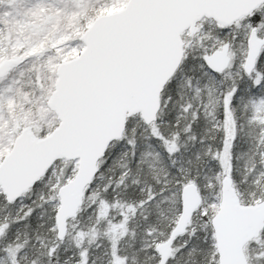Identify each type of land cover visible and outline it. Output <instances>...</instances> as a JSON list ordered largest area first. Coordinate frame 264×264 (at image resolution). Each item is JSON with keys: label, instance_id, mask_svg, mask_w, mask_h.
<instances>
[{"label": "water", "instance_id": "water-1", "mask_svg": "<svg viewBox=\"0 0 264 264\" xmlns=\"http://www.w3.org/2000/svg\"><path fill=\"white\" fill-rule=\"evenodd\" d=\"M264 0H128L115 12L94 18L79 39L84 48L56 68L54 89L46 100L60 123L44 137L25 126L0 163V188L11 203L33 187L58 159L77 160L74 177L58 188L56 236L63 240L68 220L82 205L84 190L98 171V161L109 145L122 138L127 119L140 114L145 124L157 120L160 96L183 57L181 34L193 32L201 19L224 26L249 15ZM243 63L251 74L264 35L252 27ZM229 44L203 56L212 73L227 69ZM22 59L0 64V78ZM180 213L168 237L155 246L159 264H166L176 238L182 235L201 204L194 183L180 191ZM218 264H248L244 246L264 227V200L243 204L225 175L220 180V201L211 218Z\"/></svg>", "mask_w": 264, "mask_h": 264}, {"label": "trees", "instance_id": "trees-1", "mask_svg": "<svg viewBox=\"0 0 264 264\" xmlns=\"http://www.w3.org/2000/svg\"><path fill=\"white\" fill-rule=\"evenodd\" d=\"M251 19L257 25L259 14L253 13ZM227 29L217 36L231 43L233 35L227 36ZM256 71L250 76L241 72L232 83H225L222 75L207 71L201 57L185 59L164 89L158 120L145 125L137 116L129 118L122 139L99 162L73 221L122 224L126 230L119 253L131 264H158L155 243L175 223L181 186L195 182L203 195L202 205L177 239L172 262L217 264L210 219L217 209L221 176L230 175L243 202L264 199V50ZM209 78L216 83L205 82ZM28 193L34 202L17 211L7 240H17L41 264L74 260L75 251L56 238L55 209L38 200L36 187ZM10 205L2 200L0 209ZM256 240L263 243L259 259L264 264V229ZM93 250L89 249L87 264H104L98 258L104 250Z\"/></svg>", "mask_w": 264, "mask_h": 264}, {"label": "rangeland", "instance_id": "rangeland-1", "mask_svg": "<svg viewBox=\"0 0 264 264\" xmlns=\"http://www.w3.org/2000/svg\"><path fill=\"white\" fill-rule=\"evenodd\" d=\"M126 1L0 0V63L10 58L24 60L22 65L11 68L6 76L0 79V162L24 126H31L37 136H44L42 132L46 135L58 124L56 115L45 104L54 88L57 65L62 60L76 57L82 51L84 45L79 36L94 17L115 12L121 9ZM255 13L259 14L256 26L262 35L264 5ZM251 16L252 14L236 21L227 29L226 35H233V41L230 43L231 64L222 75L225 83H232L242 72L246 38L253 26ZM222 28V25L212 19H203L193 33L184 32V60H196L203 54L219 49L226 41L225 37L217 36ZM254 74L257 75L256 69ZM205 82L212 85L216 83L213 78L206 79ZM227 121L226 132L231 135V124ZM227 152L226 146L224 153ZM76 169L77 160L56 161L35 186L34 195L40 202L44 201L47 206L56 210L59 204L57 190L60 185L73 178ZM4 199L0 189V208ZM32 202V195L27 193L16 201L15 205L0 209V264H41L31 259L28 252L22 250L24 246L18 244L17 240H7L9 236L6 235L9 228L15 225L12 222L17 211L29 209ZM214 205L218 208V202ZM95 221L94 219L92 224L69 221L63 245L75 251V259L68 262L70 259H67L65 264H87L89 249H94L93 253L95 250H104L102 256H98L104 264H131L119 253L125 226L119 223L101 225L100 219ZM74 229H77L78 233L75 234ZM178 247L175 244L174 250ZM262 247L260 240H254L246 246L245 253L249 264H260ZM46 264H49L48 261ZM168 264H173L172 258Z\"/></svg>", "mask_w": 264, "mask_h": 264}]
</instances>
